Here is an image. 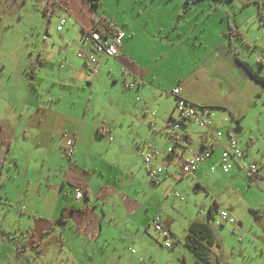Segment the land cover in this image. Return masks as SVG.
Here are the masks:
<instances>
[{
  "label": "crops",
  "instance_id": "1",
  "mask_svg": "<svg viewBox=\"0 0 264 264\" xmlns=\"http://www.w3.org/2000/svg\"><path fill=\"white\" fill-rule=\"evenodd\" d=\"M37 1L44 6L42 12L48 21L58 12L57 32H62V26L67 23L71 32L60 35L66 45L65 53L58 50L54 55L48 50L41 51L36 59L39 66L29 69L26 76L20 75L15 67L0 68V204L6 208L16 205V211L8 212L18 222V226H12L10 230L4 228L8 215L0 221V247L5 251L0 250V264L8 251L12 256L5 257L8 264L14 261L27 264L26 255L51 249L54 236H58L57 240L61 242L58 248L53 246L54 262H58L64 254L73 255L72 251L81 246L86 256L91 257L100 250L105 260L106 257H113V253L107 251L110 245L114 247L124 240L145 245L149 244L146 241L152 240L147 238L150 237V228L154 231L151 219L165 212L168 200V197L156 192V186L170 187L171 181H167V177L178 180L194 176V189L196 185L209 186L212 181L221 179L206 178V175L220 172L209 169L218 163L222 149L213 144V137L204 129L203 132H196L194 122L182 120L174 110L176 98L170 92L179 87L180 96L198 107V96L192 91V81L195 78L198 88L205 67L206 70L211 68L209 58L219 59L216 62L222 60L227 67L236 69L244 83L249 85L253 80L235 62L224 34L229 27H236L245 41L243 27L248 22L241 21L239 15L252 11L251 4L257 5L258 9L252 18L254 27L264 26V20H260V16L264 19L260 11L264 0H213L207 10L201 4L204 0H199L183 18L175 22L166 6H157L155 0H129L136 8L132 7L131 18L121 20L112 19L104 11L103 5L107 0H100L94 10H91L89 0ZM125 1L117 0V4ZM183 6L176 4L177 16L183 12ZM219 6L226 7L224 15L233 18L231 24L229 21L222 22V17L217 20L212 17ZM229 6L233 10L228 9ZM250 15L253 16L252 13ZM104 19H111L114 31L125 33L118 55L114 58L98 53L85 38L84 30H95V25H102ZM62 20L64 23L58 30ZM208 35H212L211 39L205 38ZM79 53L84 57H78ZM238 53L247 61L241 51ZM48 55L54 57L53 61H60L58 67L65 73L61 79L55 78L53 72L44 77L40 75L45 67L51 70L56 67V62L48 59ZM88 56L97 61V72L93 76L88 74L91 68ZM173 56L180 57L174 59L177 63L189 62L192 70L187 69V73L168 86L170 88H166V92L161 81L165 73H158L157 68ZM64 60L70 65H64ZM104 74L113 82L133 84V89L123 94L130 96L136 90L138 96H142V107H149L150 100H159L163 95L173 98L167 109H161L164 105L158 107L157 112L152 108L151 119L160 120L158 125L164 135L161 143H157L156 139L138 142L134 138L138 136V130L132 124L119 121L116 117L106 121L101 107L97 106L101 105L100 100H96L98 89L104 83V80L101 83ZM254 90L247 91L246 96L236 94L227 108V114L238 118L242 107L245 111L246 106L257 105ZM62 99H65L64 105L61 104ZM135 100L138 101V98ZM213 105L220 107L219 104ZM207 110L210 112L212 131L221 133L213 111L208 107ZM173 112L176 113L172 115L174 122L180 120L182 124L179 123L178 145L168 155V130L172 124L169 119ZM222 117L226 120L227 116ZM144 119L145 123L149 121L147 117ZM118 121L120 124L114 126ZM70 137L74 144L73 155L68 160L64 151L66 139ZM231 139L235 140L229 131L227 135L221 133L222 145L227 146ZM153 150L160 153L152 160L154 168L163 169L160 178L158 175L157 178L151 177L149 165L144 162V156ZM201 150L208 151L210 157L194 174L181 175L179 168L182 161ZM243 163V159L239 161V165ZM233 169L237 174L242 173L238 166H233L227 174ZM245 178L251 182L248 177ZM261 179L251 183L261 185L264 182ZM77 190L82 193L79 199L75 198ZM214 202L219 206L216 198L211 197L209 207ZM204 223L207 222L204 220ZM163 224L172 239L171 222L163 221ZM18 231L22 232L19 234ZM66 257L69 258L68 255Z\"/></svg>",
  "mask_w": 264,
  "mask_h": 264
},
{
  "label": "rangeland",
  "instance_id": "2",
  "mask_svg": "<svg viewBox=\"0 0 264 264\" xmlns=\"http://www.w3.org/2000/svg\"><path fill=\"white\" fill-rule=\"evenodd\" d=\"M184 2V0H155L157 6H166L174 22L177 21L178 17L176 4L181 3L183 5ZM212 2L213 0H204L201 4H204L205 10H207ZM251 5H253L252 11L239 15L241 21L248 22V25L243 27L245 41H238L234 38L232 47L237 52L241 51V55L249 63H253V68L264 75V66L254 64L253 61L255 58L264 55V26L254 27L252 18L255 17L258 9L257 5ZM103 6L104 11L115 20L132 16L130 14L136 8L134 3L129 0L120 2V4H117V0H107ZM43 7L37 0H0V68L2 66H6V68L15 67L20 75L26 76L29 69L39 66L36 59L38 54L41 55V51L48 50L49 54L54 55L58 50L65 53L66 45L62 43L60 35L71 32L68 23L66 26H62V32H57L56 26L60 21L58 12L48 21L49 19L43 15ZM128 8L130 9L128 10ZM225 8L219 6L212 17L215 16V20L222 17V22L229 21L231 24L233 18H226L224 15ZM228 9L233 10L230 6ZM260 11L261 15L264 16V5ZM251 13L253 16L250 15ZM247 15L251 16L250 19ZM46 29H48L47 32ZM211 36L208 35L205 38L211 39ZM177 58L180 57L175 58L173 56L157 68L158 73H165L161 81L166 92H168L166 88H170L168 86L178 82L179 78L187 73V69L192 70L187 61L175 62L174 59ZM48 59L53 61L54 57L48 55ZM216 60L219 59H208L211 68L206 70L205 67L203 79L202 81L200 79L198 88H196L197 84L195 85V78H193L192 91L198 96V107H208L213 111L214 119L221 133L226 135L228 131L231 133L232 138L237 144L239 143L238 146L244 154L243 161L260 167V178L262 177L261 180L264 181V85L254 81H250V84L247 85L240 78L236 69L227 67L222 60L219 62ZM53 62H56V67L53 70L50 67H45L40 75L44 77L53 72L55 78L61 79L65 73L58 67L60 61L55 59ZM63 64L70 65L65 60ZM103 80L104 83L98 89V99L96 98V100H100L101 105L97 106L101 107V113L106 117V121L114 120L116 117L119 121L123 120L125 123L132 124L138 130V136H134L138 142L156 139L157 143H161L164 135H162V129L158 125L160 120L151 119L152 108L155 109V112L159 110L158 107L161 105H164V108L161 109H167L173 102V98L163 95V98L159 100L156 98L150 100L149 107H144L145 105L142 107V96H138L136 90L130 96L123 94V92L133 89H126L124 85L127 83L122 85L121 81L108 80L106 74L102 76L101 83ZM156 86L159 85L156 83ZM254 88L256 89L254 94L257 98V105H248L245 111L242 107V111L236 119L229 116L227 108L232 104V98L236 94L246 96L247 91H252ZM136 98L138 101L135 100ZM62 100L61 104L64 105L65 99ZM84 103L85 101H83ZM213 104H219L220 107H213ZM221 113L227 116L226 120H223L225 117H222ZM173 114L176 115L173 112L171 116ZM146 117L149 118L147 123L144 122ZM173 117L169 119L170 123L174 122ZM119 121L114 123V126H118ZM193 129L196 132L204 131L197 124L193 126ZM223 175L220 172L206 175V178L221 179L212 181L209 186L201 185L195 189L194 176L178 180L167 177V181H171L170 187L156 186L157 193L163 197H168L164 207L165 212L158 217L168 223L171 222L170 230L173 238L170 237L172 244L170 249L163 246L162 239L156 236L155 231L150 228V237L147 236V238L152 240L146 241L149 244L142 245L140 242L134 243L132 240H124L123 243H118L114 247L110 245L107 247V251L110 250L113 257H106L105 260H103L104 254L100 253V250L88 257L84 254L83 246H81L72 251L73 255L64 254L58 262H54L56 260L52 257V253L55 251L53 246L58 248L61 243L57 240L58 236H54L51 241L53 245L51 249L42 250L35 255H26V260L29 261L27 264H193L195 260L193 254L184 247L186 228L189 222H204V220L213 232L214 244L209 248V259L213 264H264V182H261V185H254L245 178L243 173L237 174L234 169L229 174ZM159 176L162 177V175ZM156 183L158 184V182ZM174 192L182 198V201L173 196ZM211 197H215L219 204L217 211L213 213V219L207 218ZM15 206L11 205L6 208L0 204V221H2L3 216L8 215L6 222L4 221V228L6 229L18 226V222L14 221V217L10 214V212L17 210ZM222 211L231 215L234 224L223 222L220 217ZM215 221L221 225L216 226ZM21 232L18 231L19 234ZM19 237L18 235V240ZM63 237L65 238L66 235L63 234ZM91 249H88V252ZM0 250L5 253L2 247ZM6 253L5 257L11 256L10 251ZM67 255L69 258L66 257ZM5 257L2 258L1 264L9 263L8 258ZM115 259L116 262H114ZM10 264H20V262L14 261Z\"/></svg>",
  "mask_w": 264,
  "mask_h": 264
},
{
  "label": "built area",
  "instance_id": "3",
  "mask_svg": "<svg viewBox=\"0 0 264 264\" xmlns=\"http://www.w3.org/2000/svg\"><path fill=\"white\" fill-rule=\"evenodd\" d=\"M64 20L61 21L58 26V30L61 29ZM85 38L98 53L105 54L108 57L114 58L118 55L119 47L121 44V39L125 36V33L122 31H108V30H84ZM78 57H84L81 53L77 55ZM88 62L91 64V68L88 72L89 76H93L97 72V61L96 58L92 56H88ZM128 73V71L126 72ZM126 89H130L134 87L133 84L127 83L124 85ZM170 94L176 98L174 110L180 115L183 119H188L189 121L194 122L198 125V127L204 129L206 133H208L211 137H213V144L222 149L220 157L218 159V163L212 167H210V171L214 172L215 170H219L223 174H227L233 166H238L241 172L248 177L251 182H258L259 175V167L256 164L243 163L239 165V161L243 159L244 154L242 150L238 147V144L235 140L231 139L228 142L227 146H224L220 142L221 133L213 132L211 129V121L209 119L210 112L206 109L200 110L192 103L185 100L180 96V88L175 87ZM180 129L179 122H174L170 125V129L168 130V137L170 146L166 149V153L168 155L174 152V147L178 145V132ZM73 138H67L65 143V157L70 160L73 155ZM158 150H153L151 153L144 156V162L148 164L149 173L151 177H156L159 175L163 169L154 168L152 165V160L159 155ZM210 157V153L208 151H196L191 153L186 159L182 161L180 164V173L183 176H188L194 174L197 169L202 165V163ZM82 197V193L77 190L75 191V198L79 199ZM175 197L182 200V198L175 193ZM220 217L223 222H227L228 224H234V219L226 212L222 211L220 213ZM151 225L156 234L163 241V246L165 248L171 247V234L169 230L164 226L163 221L158 217L154 216L151 219ZM216 226H220L221 223L215 221ZM134 251L132 250V253Z\"/></svg>",
  "mask_w": 264,
  "mask_h": 264
},
{
  "label": "trees",
  "instance_id": "4",
  "mask_svg": "<svg viewBox=\"0 0 264 264\" xmlns=\"http://www.w3.org/2000/svg\"><path fill=\"white\" fill-rule=\"evenodd\" d=\"M199 0H185L183 6V12L178 16L177 19L183 18L185 14L191 9L192 5ZM219 1H228V0H219ZM230 1V0H229ZM91 10H94L100 3V0H89ZM44 12H46L44 10ZM260 20L263 22V17L260 16ZM264 24V23H263ZM104 28L108 31H114V25H112L110 20L104 19L102 25H95V30H101ZM224 37L227 40V44L229 49L233 52V57L235 62L243 69V71L254 81L257 83H261L264 85V75L260 74L258 70L253 68V63H249L248 61L244 60L237 51H233L232 47V38L236 37L242 42L244 41L242 33L236 27H229L228 32L224 34ZM264 55L260 56L254 64H258L259 66H263ZM195 106V105H194ZM197 107V106H196ZM198 108V107H197ZM200 110L207 108H198ZM233 119L236 117L231 116ZM172 119V118H170ZM187 120L188 119H183ZM180 124L182 122L178 121ZM100 132V131H99ZM196 187H200L196 185ZM218 205L214 202L208 210L209 219L213 218V213L217 210ZM256 214V212H254ZM214 244L213 232L208 223L194 221L190 223L187 227V234L185 237V247L194 255L196 261L194 264H213L209 259V248ZM172 247V244H171ZM170 247V248H171ZM166 248V249H170Z\"/></svg>",
  "mask_w": 264,
  "mask_h": 264
}]
</instances>
